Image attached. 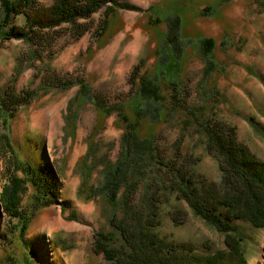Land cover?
Listing matches in <instances>:
<instances>
[{"label":"rangeland","instance_id":"rangeland-1","mask_svg":"<svg viewBox=\"0 0 264 264\" xmlns=\"http://www.w3.org/2000/svg\"><path fill=\"white\" fill-rule=\"evenodd\" d=\"M37 2L50 6L54 0ZM126 2L138 10H116L109 15L108 27L98 39L103 9L89 18V30L77 39L64 28L39 59L20 40H10L0 47V93L8 91L16 98L25 91L37 94L25 106H12L10 119L0 112V155L6 131L20 160L33 165L51 163L60 181L58 203L36 210L25 231L16 218L6 217L0 206V264H24L25 258L32 264H110L92 251L94 235L110 231L108 208L101 199L85 200L77 192L84 181L83 155L91 141L99 155L114 161L123 126L114 113L104 118L89 101L85 105L84 101H73L77 87L50 88L45 94L38 90L47 73L58 78H84L92 94L109 105L136 95L130 90L128 77L143 61L140 74L153 79L164 98L161 107L147 101L142 107L156 116L160 114L158 123L149 126L158 146L169 152L182 138L181 155L197 160L195 171L208 181H219L217 162L205 153L204 138L195 130L192 115L172 107L171 88L175 87L178 103L197 108L203 118L235 127L238 142L264 162L262 0ZM174 18L179 25L176 46L164 43L167 21L171 19L173 25ZM13 23L20 25L23 18L15 17ZM206 38L213 41L207 58L213 68L204 78L207 62L199 54V42ZM126 114L133 119L129 108ZM142 120L149 124L146 117ZM184 120H191L189 126ZM139 135L146 137L147 131L142 129ZM100 168H92L91 180L97 178ZM3 182L0 160V187ZM31 193L30 187L22 206H27ZM169 198L168 204L159 203L161 224L154 232L166 241L190 245L200 255L225 251L221 234L194 217L184 203ZM63 202L67 207L62 211ZM238 228L246 264H264V229L256 230L246 223Z\"/></svg>","mask_w":264,"mask_h":264},{"label":"trees","instance_id":"trees-1","mask_svg":"<svg viewBox=\"0 0 264 264\" xmlns=\"http://www.w3.org/2000/svg\"><path fill=\"white\" fill-rule=\"evenodd\" d=\"M261 4L264 7V0ZM101 9L103 16L96 39L104 34L108 17L116 10H138L126 0H54L50 6H41L37 0H0V47L10 40H20L31 48L33 57L39 59L64 28L75 39L83 36L89 30L87 21ZM15 17H22L23 23L14 24ZM174 19L173 25H170L171 19L167 21L164 43L176 46L179 25L178 19ZM212 48L210 38L199 42V54L207 62L204 78L213 68L207 60ZM142 64L140 61L134 66L128 77L130 90H135L136 95L119 99L114 104L108 105L94 96L84 78H58L47 73L38 89L45 94L50 88L69 90L77 87L73 101H84V105L89 101L104 118L114 113L123 126L119 153L114 161L99 155L93 141L83 155L84 181L77 194L85 200L101 199L109 211L110 231L94 235L93 253L101 254L110 264H246L248 260L239 244L242 239L238 226L246 223L256 230L264 229V162L238 142L235 127L203 118V112L197 108L192 110L178 103L175 87H170L174 90L172 107H180L192 115L195 130L204 138L205 153L217 162L219 181H208L195 171L197 160L181 155L182 138L176 139L169 152L158 146L157 136L150 132L149 126L158 123L160 114L156 116L142 107L145 101L161 107L164 98L154 80L140 74ZM36 95L32 90L21 93L19 98L8 91L0 93L1 114L10 119L12 106H25ZM127 108L132 112V120L127 117ZM144 117L148 125L142 120ZM189 121L184 120L187 126ZM142 129L147 131L146 137H140ZM2 139L0 160L5 182L0 187V206L4 215L16 218L25 231L36 210L58 203L60 181L51 163L33 165L24 162L17 157L6 131ZM97 165H100V171L97 178L91 180L90 174L95 171L92 168ZM30 187L31 199L27 206H22L23 196ZM171 196L223 236L225 251L200 255L190 245L166 241L153 231L161 224L159 203L168 204ZM63 203L62 211L67 207ZM172 219L175 220V216ZM24 264L32 263L25 258Z\"/></svg>","mask_w":264,"mask_h":264}]
</instances>
